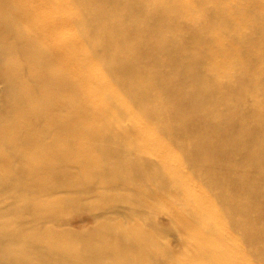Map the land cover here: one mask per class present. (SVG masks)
Instances as JSON below:
<instances>
[{"label":"bare ground","instance_id":"bare-ground-1","mask_svg":"<svg viewBox=\"0 0 264 264\" xmlns=\"http://www.w3.org/2000/svg\"><path fill=\"white\" fill-rule=\"evenodd\" d=\"M0 264H264V0H0Z\"/></svg>","mask_w":264,"mask_h":264}]
</instances>
